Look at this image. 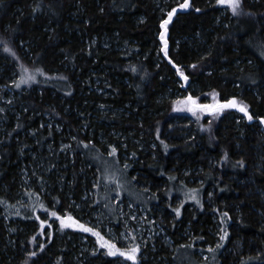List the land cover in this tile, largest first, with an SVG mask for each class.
<instances>
[{
    "label": "trees",
    "instance_id": "obj_1",
    "mask_svg": "<svg viewBox=\"0 0 264 264\" xmlns=\"http://www.w3.org/2000/svg\"><path fill=\"white\" fill-rule=\"evenodd\" d=\"M184 2L0 0V264H73V242L39 241L38 222L12 203L38 164L37 178L46 177L53 195L43 197L48 210L83 203L91 187L84 177L97 168L90 153L108 145L118 147L119 160L132 158L130 176L159 203L169 201L172 185L201 188V202L182 208L168 230L175 248L180 231L193 235L197 251L199 243L215 247L211 232L220 224L233 245L221 264H264V0H241L225 15L218 1L180 8ZM14 73L29 89L5 110L1 87ZM233 98L252 120L218 107ZM197 99L218 103L203 114ZM45 117L51 131L40 128ZM66 133L73 164L56 154ZM14 218L21 227L7 223Z\"/></svg>",
    "mask_w": 264,
    "mask_h": 264
},
{
    "label": "rangeland",
    "instance_id": "obj_2",
    "mask_svg": "<svg viewBox=\"0 0 264 264\" xmlns=\"http://www.w3.org/2000/svg\"><path fill=\"white\" fill-rule=\"evenodd\" d=\"M220 4L226 6L222 10V14L225 15L231 6L227 2ZM181 76L180 72L176 73V77L180 81V88H184ZM19 89H22V92ZM28 89L25 79L20 74L14 73L9 86L1 87V90L4 91L2 94L8 93L2 100L5 110L10 109L11 102L16 99V96L25 93ZM181 94L182 92L177 91L174 99L180 98ZM194 102L195 105H198L199 99ZM217 103L206 100V104L212 108ZM200 112L209 113L204 108ZM217 114L222 116L223 111L219 110ZM191 123L192 119L188 118L187 127ZM51 127H55L52 119L45 117L40 128L42 130L47 128L48 131H51ZM55 132L61 135L63 130L57 126ZM71 138L66 133L57 140L56 154L60 155L65 162L70 160V164H73L72 147L74 143H71ZM113 148L116 149L115 153H112ZM47 150V152H51V149ZM117 151V146L108 145V150L102 152L103 155L97 152L90 153L93 154V157L90 158L97 168L95 167L92 172L88 171L84 177V179L89 178L91 187L84 192L83 203L72 200L70 208L64 209L55 216L53 215L54 211L48 210L43 198L45 195L53 198L52 191L48 188L49 183L44 175L42 178H37L38 174L42 175L43 167L40 164L33 167L34 176L31 179L27 177L26 173L24 174L21 180V190L12 205L22 212L24 218L30 214L31 219L38 222L39 241L48 236L52 238L57 236L58 239L66 237L70 242H73L72 247L76 249L77 256L73 259V264H102L97 260L98 258L113 260L115 264H141L142 260L147 259L150 260L149 264H221L220 255L230 242L231 232H229V236L225 237L227 229H223L220 224L211 232V235L216 238V246L211 247L199 243L202 252L197 251L196 245L192 244L193 235L187 234V231L179 232L178 245L181 247L177 246V248L174 247L176 243L168 235L169 228L171 229L176 218L180 217L182 208L184 209L187 204L191 203L189 210L192 211L201 202V188L172 185L168 192L169 201L175 197L171 202L172 205L168 200L159 203L153 195H149L143 189L144 187H141L142 185L138 186L130 176L129 161L132 158L124 155L123 160H119ZM85 168L87 167H83V171ZM39 179H43L44 182L40 183ZM46 186L47 191L44 189ZM68 198L71 199L72 195ZM56 204L58 205V203ZM166 210L170 211L168 218L164 217L167 216ZM20 220L14 218L13 221L8 220L7 223L11 222L13 226L21 227ZM86 228H91L94 231H86ZM102 237L103 239H101ZM184 240L186 242H182ZM107 241H111L116 245V248L123 252H129L138 245L136 261L122 256L120 252L112 255L109 248L105 246ZM187 244L192 245L186 246ZM232 246L230 245L224 254H230ZM161 249H166L168 255H161Z\"/></svg>",
    "mask_w": 264,
    "mask_h": 264
},
{
    "label": "snow or ice",
    "instance_id": "obj_3",
    "mask_svg": "<svg viewBox=\"0 0 264 264\" xmlns=\"http://www.w3.org/2000/svg\"><path fill=\"white\" fill-rule=\"evenodd\" d=\"M218 2L219 3H225V2L229 3L230 6H231V9L233 11V13H237L238 10H239V7H240L241 0H218ZM179 7L180 8H188L189 7L188 0H185L184 3H182V4L179 5ZM197 11H199V9H197ZM173 12H175V9H173L171 12L168 13L169 20L171 19ZM168 22H169L168 20H165V21H163V24L166 26L168 24ZM165 45H167V41H165ZM6 51L11 52L12 50L10 48H6ZM165 54H167V47H165ZM181 75H183V72H181ZM33 79H34V77H33ZM185 79H187V77H185ZM189 99H191V97H189ZM193 103H195V102H193ZM198 107L204 108L206 110H212V106H209V105H198ZM218 107L219 108H225V107H227V108H238L241 112H243V113H245L247 115V118L249 120H252L253 119V117L251 116V114L248 113L247 107L244 106V105H241V104L237 103V101L235 100V98H233L231 100H228L226 103L221 104ZM260 120L262 122H264V117H261ZM115 151H116V149L113 148L112 153H115ZM177 211H179V210H177ZM53 215L55 216L56 213L53 212ZM85 230L86 231H90V232L91 231H94L91 228H86ZM96 234L97 235H100L99 233H96ZM101 239H103V237ZM105 246L109 248L110 253L112 255H116L117 252H120V254L122 256H126L128 259H130L132 261H136V259H137L136 253L139 251V246L138 245L135 248H133L132 250H130L129 252H123L120 249L116 248V245L115 244H112L111 241H107L105 243ZM30 255L35 256L36 254L35 253H31Z\"/></svg>",
    "mask_w": 264,
    "mask_h": 264
},
{
    "label": "bare ground",
    "instance_id": "obj_4",
    "mask_svg": "<svg viewBox=\"0 0 264 264\" xmlns=\"http://www.w3.org/2000/svg\"><path fill=\"white\" fill-rule=\"evenodd\" d=\"M146 192H147V191H146ZM146 192H145V193H146ZM143 195H144V194H143ZM148 205H149V204H148ZM118 221H119V220H118Z\"/></svg>",
    "mask_w": 264,
    "mask_h": 264
}]
</instances>
